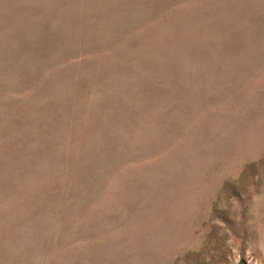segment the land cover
<instances>
[{"label": "rangeland", "instance_id": "rangeland-1", "mask_svg": "<svg viewBox=\"0 0 264 264\" xmlns=\"http://www.w3.org/2000/svg\"><path fill=\"white\" fill-rule=\"evenodd\" d=\"M0 264H264V0H0Z\"/></svg>", "mask_w": 264, "mask_h": 264}]
</instances>
